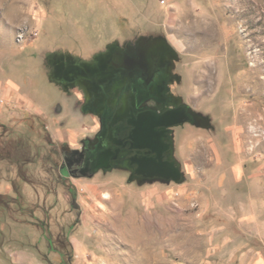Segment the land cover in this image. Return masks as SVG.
I'll return each mask as SVG.
<instances>
[{"label": "rangeland", "instance_id": "1", "mask_svg": "<svg viewBox=\"0 0 264 264\" xmlns=\"http://www.w3.org/2000/svg\"><path fill=\"white\" fill-rule=\"evenodd\" d=\"M149 35L206 122L175 129L182 180L63 175L97 123L52 62ZM0 264H264V0H0Z\"/></svg>", "mask_w": 264, "mask_h": 264}, {"label": "flooded vegetation", "instance_id": "2", "mask_svg": "<svg viewBox=\"0 0 264 264\" xmlns=\"http://www.w3.org/2000/svg\"><path fill=\"white\" fill-rule=\"evenodd\" d=\"M97 54L93 59L58 58L59 64H51V80L64 90L78 87L80 111L95 117L97 123L92 136L63 151L61 173L93 177L122 171L129 181L166 182L150 165H161L165 173H169L168 164L180 170L174 155L175 129L195 125L199 117L172 89L180 81L174 71L175 50L165 37L149 35L110 43ZM150 125L163 131L158 145L150 139Z\"/></svg>", "mask_w": 264, "mask_h": 264}, {"label": "water", "instance_id": "3", "mask_svg": "<svg viewBox=\"0 0 264 264\" xmlns=\"http://www.w3.org/2000/svg\"><path fill=\"white\" fill-rule=\"evenodd\" d=\"M178 122H182V119H179ZM156 124L157 125H163V124H159V123H156ZM194 124L196 126H205L206 122H205L204 117L199 115V117L195 119ZM149 127H150L149 128V136H150L151 141L154 144H157V145L160 144L162 142L163 131L155 129L154 128L155 125H150ZM150 168H154L156 174L158 176H160L166 182H169L170 180H174V181L182 180L181 171L176 167H172V165L169 166V164H168V166L165 167L167 170H169V173H165L163 171L164 170L163 167H161V165H158V164L150 165Z\"/></svg>", "mask_w": 264, "mask_h": 264}, {"label": "trees", "instance_id": "4", "mask_svg": "<svg viewBox=\"0 0 264 264\" xmlns=\"http://www.w3.org/2000/svg\"><path fill=\"white\" fill-rule=\"evenodd\" d=\"M15 200L12 201V197H7V202L8 203H13L15 204L17 207H19L20 209H26V203L25 201L22 199V197L19 195V196H16V198L14 197Z\"/></svg>", "mask_w": 264, "mask_h": 264}]
</instances>
